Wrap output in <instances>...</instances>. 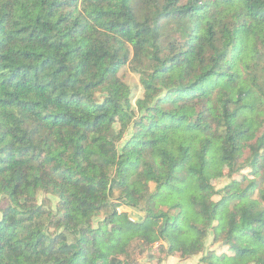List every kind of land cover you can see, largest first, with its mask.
Returning a JSON list of instances; mask_svg holds the SVG:
<instances>
[{"label":"trees","instance_id":"16d2710c","mask_svg":"<svg viewBox=\"0 0 264 264\" xmlns=\"http://www.w3.org/2000/svg\"><path fill=\"white\" fill-rule=\"evenodd\" d=\"M153 252L264 264V0H0V264Z\"/></svg>","mask_w":264,"mask_h":264},{"label":"rangeland","instance_id":"374dc122","mask_svg":"<svg viewBox=\"0 0 264 264\" xmlns=\"http://www.w3.org/2000/svg\"><path fill=\"white\" fill-rule=\"evenodd\" d=\"M120 77L131 88L132 99H133V103L135 104L136 101L140 97H142V95H143V89H142L141 84H140L139 76L137 74L132 73L129 70V67H124L120 72ZM249 173H250V170H245V171L241 172L240 174H238L236 176V179L239 182H242L243 177L249 176ZM214 181L215 180L213 179L212 182L215 183ZM227 184H229L228 179L221 180L218 182L217 189L220 190V189L224 188ZM235 191H237V190H235ZM120 211L121 212H128L133 221H139L144 217V214L139 212L138 210H134V209L126 208V207L121 208ZM116 229L118 230L119 227H116ZM185 236H186L185 230L177 231V241L180 245H182L183 242L185 241ZM212 241H213L212 237L208 238L207 246H206L207 251L216 249V246H214L212 244ZM207 251L205 253H207ZM224 251H228V250L224 249L223 252ZM153 256H151L150 259L149 258L142 259L140 264H158V259L160 258V256L155 252H153ZM202 257H203V255H199L196 257L184 259V258H181L179 255H176V256L169 257V258L165 259L161 264H202L200 262Z\"/></svg>","mask_w":264,"mask_h":264}]
</instances>
